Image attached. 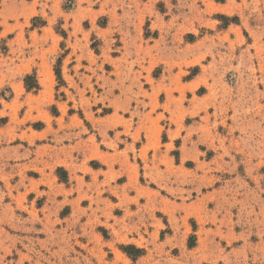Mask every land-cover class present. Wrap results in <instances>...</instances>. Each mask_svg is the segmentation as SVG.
I'll return each instance as SVG.
<instances>
[{"label":"rangeland","instance_id":"rangeland-1","mask_svg":"<svg viewBox=\"0 0 264 264\" xmlns=\"http://www.w3.org/2000/svg\"><path fill=\"white\" fill-rule=\"evenodd\" d=\"M263 28L264 0H0V264H264Z\"/></svg>","mask_w":264,"mask_h":264},{"label":"trees","instance_id":"trees-1","mask_svg":"<svg viewBox=\"0 0 264 264\" xmlns=\"http://www.w3.org/2000/svg\"><path fill=\"white\" fill-rule=\"evenodd\" d=\"M56 76H57V78H58V80L60 82H63V80H62V73H61L60 68L56 69ZM25 86H26V89L28 91H31V90H39L40 89L39 83L37 81L36 76H27L26 77V81H25ZM59 172L62 174V176L60 175V178H62V180H64V181H66L67 180V178H66V172L63 169H59L58 170V173ZM63 174H65V176ZM190 247H193V245H190ZM123 251L130 258H133V259H136V258L142 256L143 255V252H144L143 250L138 249L135 246H125V247H123Z\"/></svg>","mask_w":264,"mask_h":264},{"label":"crops","instance_id":"crops-1","mask_svg":"<svg viewBox=\"0 0 264 264\" xmlns=\"http://www.w3.org/2000/svg\"><path fill=\"white\" fill-rule=\"evenodd\" d=\"M252 25H255V23H252ZM253 28H255V33L260 32V27L259 26H254ZM264 31V28H263Z\"/></svg>","mask_w":264,"mask_h":264}]
</instances>
